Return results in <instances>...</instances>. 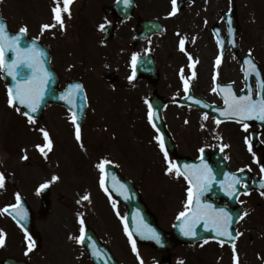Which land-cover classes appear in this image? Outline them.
<instances>
[{"label":"rangeland","instance_id":"rangeland-1","mask_svg":"<svg viewBox=\"0 0 264 264\" xmlns=\"http://www.w3.org/2000/svg\"><path fill=\"white\" fill-rule=\"evenodd\" d=\"M170 2L171 0H147L148 16L165 19L168 10H172ZM5 5L7 15L14 18V21L18 20L20 15H23V17L28 15L26 0L20 3H17L16 0H5ZM186 7L187 9L181 11L179 19L180 25L183 24L189 28V32H183L179 28L177 32L181 39L187 38L188 54L191 55V61L195 63L201 76L206 75L207 78L209 77L210 65L217 53L214 38L209 31L210 26L213 23L221 26L224 34V24L221 17L231 9L236 13L239 27L236 35L239 39V50L241 53L251 52L256 59L258 58L261 61L264 69V0H189ZM171 20L172 18L167 17V31L165 34H170V38L160 47L162 50L158 52L160 60L161 57L165 60V56H169L167 51L171 50V54L174 55V51L178 50V45L175 44L177 36L169 31L171 28L177 30L172 25L176 22L170 23ZM12 25V28L18 27L14 23ZM27 25L33 29L29 23ZM200 36H204V39H200ZM55 44L59 49L65 50L61 58L59 50H57L58 61L53 58L57 71L61 74V77L63 76L62 79L74 78L81 69L78 64L85 60L86 75L82 76V80L89 93L90 106H88L87 111L89 117L84 122L81 130V140L77 141L68 115L57 107L48 109L46 111L48 116L44 115L39 123L32 126L22 114L15 113V109H10L8 101H6V89L0 82V151L2 152L0 154V164L4 165L5 163L7 172L14 170L13 163H18L22 172L28 173V170L30 174L40 171L45 172L52 180L50 190L51 215L58 216L61 219H72V211L75 209L73 205H77L74 198L80 200L82 189L89 185L91 191H95L93 197L96 208L94 207L95 211L92 213L93 221L101 228L102 224L109 219L113 224L111 225V231L113 230L112 232L117 234L122 245H128L131 242L123 228L122 209L116 203L113 207V202L104 194L100 182L95 179L98 170L97 161H100L99 155L108 154L105 159L116 163L124 175L130 177L140 186L145 199L155 211L156 218L163 225H167L170 219L175 217L180 206L179 196L174 195L173 191L167 190V185L174 183L169 179V177L172 178V174L168 175L165 169L155 168V165H153L154 161L162 159L153 141L152 131L148 129L146 121L141 118L140 105L135 106L131 100L129 102V97L122 95L125 99H121L119 104L111 103L99 111L98 104L105 101L103 97L110 98L119 94H114L99 80L102 69L99 59L92 50L93 42L90 39L77 42L67 38V40L57 41ZM81 48L84 51H81ZM225 59L227 61L222 66L223 78L232 81L237 89L242 88L241 73L234 66L226 65V63L230 65V62L236 64L233 56L227 52ZM170 62H172L171 59H166L167 67L161 64L163 76L160 87L166 91V94L172 91L171 98H176L185 92V80L187 78L185 76L184 82L178 84L172 76L173 73L176 76V66H170ZM185 73L186 75L190 74L188 68H185ZM208 79H206V97L215 102H220L212 93V86ZM168 82L172 83V89L168 88ZM109 98L106 99V102ZM136 107L137 110H135ZM98 112L114 114L117 118L102 119L97 115ZM193 112V110L180 108L176 110L169 107L163 113V115L172 114L177 116L172 123L176 126L179 151L194 155L197 150L194 152L189 147L191 140L194 139L195 146L209 145L214 147L217 144L216 140L222 137L227 140V142L224 141L228 145L226 158L229 160L231 168L238 165L252 167L257 160L260 162L264 158V147L259 153L252 151L250 153L249 147L248 150L245 148V145L248 144L246 138L249 141L250 130L248 128L247 130L244 128V131H242L234 123H227L224 128H222L223 125H217V127L207 126L198 120L191 119ZM186 118L188 120H185ZM38 124L48 131L53 142L52 151L48 152L47 158L43 159L44 163L49 165L48 167H41L33 162L35 158L34 150L38 145H34V142L43 143L44 139ZM221 129H223L224 135L221 134ZM190 137L192 139H189ZM261 140L264 144V134ZM86 141L88 142L86 143ZM81 144H83V147ZM24 146H30V148L18 153L17 151ZM45 151H47L46 148ZM88 151L91 152L88 153ZM25 155L30 159L28 170L22 167L24 164H20ZM36 155L39 154L36 153ZM253 170L255 171V169ZM16 172L20 176L17 170ZM164 173L166 174L163 175ZM59 175L60 179L53 181L52 178ZM240 200L243 212H248V215L244 216L245 218L237 226L239 237L236 249L239 255V264H260L261 259L264 257V196L252 192L242 196ZM117 212L119 215H117ZM105 214H109L106 217L107 219H104ZM107 225L108 223H106ZM223 246L206 242L200 248L194 246L187 249L186 252L183 249H178L175 255L184 258L174 259L173 264H230L229 249ZM188 253L190 254L188 255ZM148 256L147 252L146 257Z\"/></svg>","mask_w":264,"mask_h":264},{"label":"flooded vegetation","instance_id":"flooded-vegetation-1","mask_svg":"<svg viewBox=\"0 0 264 264\" xmlns=\"http://www.w3.org/2000/svg\"><path fill=\"white\" fill-rule=\"evenodd\" d=\"M4 1L5 0H0V13L2 16L5 15L8 25H12L13 23L23 24V22H19V20H24L25 23H29L30 26L33 27L32 30L35 31L36 38L49 46L52 56L56 59L55 61L59 59L57 50H59L60 58L65 53V50L59 49L55 42L64 41L67 40V38L77 42H84L90 39L93 42L91 47L96 57L99 59L102 69L99 80L104 86L108 87L109 90L113 91L114 94H119L110 98L103 97L105 105H110L111 103L117 104L118 100L121 101V99H125L123 97L125 95L130 98L129 102L131 100L135 106H141L143 117H148V95L149 92L154 91L158 95L163 96V99L167 103L165 109H167L169 105L180 106L177 102V104H174L173 101H171L172 98L170 94L172 91L166 94V91L160 87L163 76L161 64L166 66V59L172 60L170 66H176V76L174 73L172 76H174V80H177L176 82L178 84V80L182 81L181 70H183L184 74L185 68L188 66L192 72H195V76H193V74L189 76L188 80H191V77L193 78L190 84L191 89L189 90L194 95L209 101L206 98L205 88L206 79L209 78L208 81L212 82L211 73L213 74L215 71L213 61L210 65L209 77L207 78L206 75L201 76L194 63L189 60L188 52L185 53L181 51L179 47L181 37L180 35L178 36V28L182 29L183 32H189V28L183 24L180 25L179 19L181 11L187 9L186 6L189 0H186L175 15L169 16V13L172 11L171 9L168 10L166 14L167 17L172 18L170 23L173 21L176 22L172 25L177 30L171 28L169 31L173 34L175 33L177 36L175 44L178 45L179 50H176V52L174 51V55L171 54V50L167 51L169 56H165V60H163L162 57L161 60L159 59L158 52L162 51L160 47L170 38V34H165L167 31V17L165 19L149 17L147 12V0H134L133 8L128 18H124V15L128 13L127 11L115 7V3L118 0H74L70 5L71 16L67 13H63V28L57 25L54 28H49L44 31L41 30L43 24L54 23L52 9L55 7V0H26L29 5L26 10L28 15H24V17L20 15L16 21H14V18L7 15ZM16 1L20 3L24 0ZM62 6L63 0H61V7ZM149 18L160 20L163 25V31L160 34L141 38L142 28L140 23L142 20ZM101 24L105 25L103 30L100 29ZM199 38L204 39V36H200ZM186 45H188V42ZM81 51H84V49L81 48ZM227 52L234 55L237 62L240 60L241 56L238 52L235 54L233 51H223L221 63L217 69V80L221 83L229 81L222 76V66L223 63L227 61V59H225ZM133 54H137V58L150 56L160 75V80L158 82L153 84L147 78L129 81ZM181 60H183V62H181ZM87 62H89V60H87ZM84 64L85 60L78 64L81 66V69L76 75L78 79H83L82 76L86 75V66ZM226 65L234 66L237 69L239 68L231 62L230 65L227 63ZM238 71L240 72L241 70L238 69ZM125 75H127V80ZM167 84L168 88L172 89V83L168 82ZM107 98L109 99L106 102ZM173 100L175 101L177 98ZM137 109L136 107L135 110ZM194 110L193 114H191V119L198 120L207 126L210 125L211 122L217 125L212 115L208 114V119L205 120L203 118L205 112L196 108ZM165 116L167 117V128L171 132L174 140L178 143L177 132L175 131L176 126L172 123L175 121L173 119H176L177 116L172 114ZM221 134L224 135L223 130H221ZM189 139H192V137ZM189 147L195 148L194 139L190 141ZM167 154L169 155L168 152ZM169 163L175 166L173 162H157L156 164L164 167L169 166ZM17 164L18 163H13L14 170H12L11 174L5 172L4 165L0 164V172L5 176V185L3 188H0V209L5 206L14 205L17 202V194H19L20 199L24 200L27 218L18 223L17 220L14 221L6 213L0 214V230H3L6 234L5 244L0 247V264H4V261L8 259L15 261L16 264H90L81 244L69 238L71 236L80 235L81 224L79 218H72L71 220L68 218L61 219L58 216H52L50 214V209L47 208L43 210L42 208L41 201L42 199L47 200L50 197V191L49 194L44 195L41 185L48 181L49 176L43 171L30 174L28 162L22 163L24 164L22 167L26 168L28 173L22 172L20 167L17 169ZM38 164L41 167L47 166L43 160H39ZM16 170L20 173V176L17 174ZM172 181L174 183L168 184L167 190L173 191L174 195L179 196V201H182V199L188 196L187 184L185 180L180 177L174 178ZM43 195L45 196L44 198H42ZM80 214L84 219V226L91 228L98 238L112 249V244L116 240V236L112 232L113 230L111 231V226L107 225L100 229L99 226L95 224V221H93V215H90V213ZM21 224L23 226H21ZM53 224H56L55 229L52 228ZM29 245H32L31 252H27ZM189 246L190 245H180L171 251L161 253L155 252L154 256H156L157 259H166L170 261L172 256H175V251L177 249ZM119 251L120 255L118 256L116 254V257L121 263H123L124 260H131L126 247H121Z\"/></svg>","mask_w":264,"mask_h":264},{"label":"snow or ice","instance_id":"snow-or-ice-1","mask_svg":"<svg viewBox=\"0 0 264 264\" xmlns=\"http://www.w3.org/2000/svg\"><path fill=\"white\" fill-rule=\"evenodd\" d=\"M73 2L74 0H63V6L61 7V0H55V7H53L52 9L54 23L53 24H43L41 26V30L44 31L49 28H54L57 25L63 28L64 26L63 13H67L69 16H71L70 5ZM124 2L127 4V3H130V0H124ZM171 3H172V11L169 13V16L175 15L178 11L177 0H171ZM229 24H231V20H229ZM104 28H105V25L101 24L100 29L103 30ZM26 32H27L26 27H22L20 29L21 34H24ZM19 39H20V36H16L14 38L13 37L6 38L5 25L0 24V65H2L4 61V55H5L4 49L6 46L9 48V50L18 52L22 57H31L34 54V51H35L34 47L33 49L14 48L13 45H15L19 41ZM186 39L187 38L184 37L179 42V47L181 51H185V40ZM217 43L222 44L220 40H218ZM249 54H251V52ZM222 55H223V52L221 51V56L217 57V60H216L217 66H219V64L221 63ZM189 60L190 61L192 60V57L190 54H189ZM136 63H137V54H133L132 65L135 67ZM196 63H198V61H196ZM245 64L251 66L250 69L245 68V78L246 79L253 74H256L257 76H259V73L256 70V66L251 60L245 61ZM41 71L45 72L48 79L51 78L50 74H48L46 70L43 69L42 67H41ZM134 75L135 73H133V76L129 77V81L133 79ZM193 76H195V72H193ZM181 79L184 80L183 70H181ZM215 79H216V76L213 77V80ZM44 83L45 81L43 79H34L30 83L29 82L18 83L15 89L10 88L8 90L9 106L15 107L18 103L21 105H25L27 108L31 110V112L33 113L36 112L39 107V100L42 99V88H43ZM81 88H82V85L76 84V85H73L72 88L69 89V92L75 91L77 94H79V91ZM217 88L220 89V92L222 94L226 93L223 95L224 104L226 107L225 109L220 110V111H221V114L224 115L227 119H237L238 118L239 120L242 121L245 119L255 118L259 120H264V79H261L258 81L259 91L255 95L251 91L246 95H237L235 92L232 91V85L221 86L217 84L212 89V91L215 92ZM187 91H188V82L187 80H185V92ZM67 95L68 93L65 94L66 97ZM68 102L71 103V100L69 99ZM197 103H200V101L197 100ZM149 109L150 110L148 113V119L152 121L155 113L151 110V105H149ZM16 110L20 111L18 107L16 108ZM23 114L26 117H28L29 123L34 122L33 117L29 115L28 112H24ZM203 118L207 120L208 114L204 113ZM71 119H72V122L76 124L75 137L77 141H80L81 140L80 125L76 123V121L78 120V117L75 113H73ZM216 123L217 125H219L221 121L217 119ZM244 128L245 130H247L248 125L244 124ZM40 132L42 133L44 140L46 141V144L43 146L37 145L36 147L45 156V158H47L48 152L52 151L53 142L51 140L50 134L48 133L46 129L41 128ZM157 140H160V137H157ZM246 142H248L247 138H246ZM248 143H249V151L251 152L252 151L251 143L250 142ZM81 146L83 147V144H81ZM160 147L162 150L164 149L163 141H160ZM226 147H228V145H223L221 147V151H223V149ZM45 148L47 149V151H45ZM201 151H203V149H201ZM23 158L28 159V156L25 155ZM165 159L166 160L168 159L166 151H165ZM257 162L259 161L257 160ZM109 163L111 162L108 160H103L97 165V167L101 171L100 185L102 188H104L105 192H108V188L105 187L104 172H105V165ZM173 170H174L173 166L171 165V163H169V167L166 169L167 173L172 174ZM261 171L264 172V167L261 168ZM175 175L177 178L183 176L190 185L195 186V192L193 190V187H189L187 189L188 201L185 205V212H181L180 216L183 217L186 215V212H188V204H194L195 207L193 209V212L197 215L202 212L208 215L218 235L225 236L230 239H235L232 236V232L230 230L231 217L227 211H225L224 209H219V210L212 209L211 206H201L200 197L203 195L204 190H206L208 186V180L204 177L203 172L200 170H196L195 168L192 171H189L187 168L181 171L177 167L175 169ZM52 179L53 181H55L59 179V177L54 176ZM233 183H239V181L234 180ZM4 185H5V176L2 172H0V188H3ZM48 186H49V183L46 182L45 184L41 185V189L46 188ZM121 187H123V185H121ZM234 194H235L234 191L228 192V195L230 196ZM261 194L264 195V193H261ZM81 200L90 201V194L84 195L81 198ZM77 202L80 203L81 201H77ZM18 207L20 209L19 211H17ZM113 207H115V202H113ZM10 209L12 210L11 212H10ZM21 212L23 213L22 215H21ZM4 213H8V214L14 213L13 218L17 219L18 223H20L22 220L27 218V212L24 211L22 209V205H20L19 194H17V204L16 205H9V206H5L4 208L0 209V214H4ZM77 215L79 218V222L81 224L80 235L71 236L69 238L74 239L79 244H83L85 239L87 238L86 233H85V228H84V219L81 214L78 213ZM117 215H119L118 212H117ZM247 215H248V212H244L240 218L243 219L244 216H247ZM21 226L23 225L21 224ZM124 230L129 236V240L132 244V251L136 253L139 258V253L136 247V242L132 238V233L129 231L128 225L126 223H125ZM147 231L150 233V235H148L145 238L155 239L157 242H159L160 237H159V234L155 231V229L147 228ZM140 234L143 235L144 233L141 232ZM192 234L194 233H192L191 231L185 232V235H192ZM240 235H242V233H240ZM5 236L6 234L3 232V230H0V247L4 246L5 244ZM223 243L224 241H221V244ZM31 251H32V245H29L27 252H31ZM232 251H233V264H239V255H238L235 243L232 244ZM96 252L99 253V250L96 249ZM140 264H143V260L140 261Z\"/></svg>","mask_w":264,"mask_h":264},{"label":"water","instance_id":"water-1","mask_svg":"<svg viewBox=\"0 0 264 264\" xmlns=\"http://www.w3.org/2000/svg\"><path fill=\"white\" fill-rule=\"evenodd\" d=\"M232 17L230 14H228L226 22L228 24L229 40L230 42H232V45L236 47L235 46L236 44L233 43V37L235 35L237 26L235 25L233 27L231 26V24H229V20L232 21ZM0 24L5 25L1 19H0ZM144 27L147 30V32H149L154 27V25H152V23H146L144 24ZM218 31L219 30L216 31V34H218ZM5 36L6 38L7 37L14 38L16 36H20L19 41L15 45H13L14 48L33 49L34 47V50H35L34 54L31 57H22L18 52L9 50L7 46L5 47L2 77L3 79L8 81V84H9L8 90L10 88L15 89L18 83H24V82L30 83L34 79H43L45 81L43 88H42V99L39 100V107L36 112L34 113L31 112V110L27 108L25 105H21L17 103V106L22 107L25 112L29 113V115L33 117H38L40 116L42 109L45 105L51 102L61 103L67 106L71 110L72 113H75L77 115L78 120L76 121V123H78L81 127L83 123V116H84L83 109L85 106V99H84V96L82 95L81 90L79 91V94H77L75 91L69 92V89L72 88L73 86V85H70L63 92L56 91V77L54 75L55 73H54L53 68L49 64V56L47 52L46 51L44 52V50L38 45V43L35 40L26 38L24 34L8 32L6 29V26H5ZM247 66L248 65H246V68ZM41 67L45 69L48 74H50V77H51L50 79L47 78L45 72L41 71ZM153 71H154V68L150 63L148 67V72L153 73ZM66 93H68L67 97L65 96ZM69 99L71 100V103L68 102ZM152 105L154 107L153 112L155 113V115L151 122L155 128L161 131L162 129V121H161V116H160L161 103L158 102L156 99H152ZM225 107H226L225 104L223 108H219V109H216L213 106H211L210 110L212 112H215L222 118H226L224 115L221 114V111H220V110L225 109ZM251 120L252 121L255 120L259 124H261L263 121V120H259L255 118L245 119L243 121L252 122ZM167 147L172 150V145L170 144L169 141H167ZM207 160L208 158L207 159L204 158L200 161L201 163H203V161H207ZM185 163L186 164L180 168L182 171L185 168H187L189 171H192L194 168L196 170H199L197 164L192 165L193 162H191L190 160H187ZM224 168L225 167H223L222 169ZM202 170L203 168H201V171ZM105 171H106L105 186L119 201L124 203V205L126 206L127 225L131 233L138 240L155 246L157 250L168 249L180 242L189 243V242H193L195 240H199L205 237H210V238H215V239H225L227 241L230 240L228 237L220 236L217 234L215 228L213 227L211 219L208 215L204 214L203 212L198 215L195 214L193 212V209L195 207L194 204H190V210L186 213V215L183 217H180L176 221L173 227V231L171 233H166L162 231L161 229L157 227L155 219L153 218L151 213L147 210L146 206L141 202L131 182L127 181L126 179L121 178L113 170L111 166H107ZM234 180L239 181L240 178H237V176L235 175H227V182H225L224 185H227L228 187H232V189L234 188L235 194L233 196H236L238 194V191H236L238 183H233ZM121 185H123V187H121ZM260 186L261 188H264L262 184ZM227 189L232 190L230 188H227ZM233 200L234 198L231 200L232 203L234 202ZM212 201L216 203L214 199H212ZM214 203H206L203 206L212 207ZM238 211L239 210H235L233 212L228 211L231 217L230 230L232 232V235L234 233V231L232 230V227L237 219ZM147 228L155 229V231L159 234V237H160L159 242H157L155 239L145 238L148 235H150V233L147 231ZM186 231H191L194 234L185 235ZM141 232H143L144 234L141 235L140 234ZM85 245L88 247L86 242H85ZM106 257H107L106 260L108 263L103 262L102 257H100L94 260L95 264H116L115 261L111 260L108 254H106Z\"/></svg>","mask_w":264,"mask_h":264}]
</instances>
